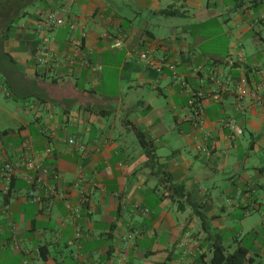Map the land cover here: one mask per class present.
I'll return each mask as SVG.
<instances>
[{
  "label": "crops",
  "instance_id": "obj_1",
  "mask_svg": "<svg viewBox=\"0 0 264 264\" xmlns=\"http://www.w3.org/2000/svg\"><path fill=\"white\" fill-rule=\"evenodd\" d=\"M263 34L264 0H0V163L39 166L0 176V264H209L251 234L263 264Z\"/></svg>",
  "mask_w": 264,
  "mask_h": 264
},
{
  "label": "built area",
  "instance_id": "obj_2",
  "mask_svg": "<svg viewBox=\"0 0 264 264\" xmlns=\"http://www.w3.org/2000/svg\"><path fill=\"white\" fill-rule=\"evenodd\" d=\"M46 21L50 26H62L64 25L65 21L62 18H59L58 14L56 12H49L46 16ZM117 46L120 47L121 43L118 42ZM142 59L147 62L149 65L152 64V60L151 57L149 56L148 53H142L141 54ZM43 61V60H41ZM171 68L174 70L175 66H171ZM257 92L255 91H248L245 87H243L242 89H240L239 94H238V100H242L247 96H251L253 98H255L257 100V102L261 105L263 103L262 99L258 97V95L256 94ZM198 97V96H197ZM192 106L195 108V115L197 117L200 116L201 114V108H199V102L198 100L195 98L192 102H191ZM237 131V130H236ZM237 133H242L241 130L238 129ZM70 144H76V141L74 139L69 140ZM85 146L84 145H79V150L80 152H85ZM24 169L27 172H36L39 169V166L37 165V163L35 162V160H33L32 158H26V157H22L19 159H15V160H11V159H5L2 163H0V176L2 178L3 181V185L1 186V192L3 193L4 196H7L10 192V186L12 184L13 178L16 175V173L21 170ZM29 181L32 184V188L29 190L27 198L33 202V203H37V204H42L45 201V197L46 198H50L53 194H56V186L55 185H50L47 187H43V190L45 192V196L40 193L37 192L36 190V185H42V179L40 177H31L29 178ZM1 205L4 206L3 203H1Z\"/></svg>",
  "mask_w": 264,
  "mask_h": 264
},
{
  "label": "trees",
  "instance_id": "obj_3",
  "mask_svg": "<svg viewBox=\"0 0 264 264\" xmlns=\"http://www.w3.org/2000/svg\"><path fill=\"white\" fill-rule=\"evenodd\" d=\"M162 13L172 15L175 12L170 9H166L163 10ZM147 146V143L143 142V147L147 148ZM249 252V248L240 247L234 253L227 254L222 246H216L214 249L213 258L209 264H247V262H249Z\"/></svg>",
  "mask_w": 264,
  "mask_h": 264
},
{
  "label": "rangeland",
  "instance_id": "obj_4",
  "mask_svg": "<svg viewBox=\"0 0 264 264\" xmlns=\"http://www.w3.org/2000/svg\"><path fill=\"white\" fill-rule=\"evenodd\" d=\"M263 36H264V34H263ZM207 47L206 46H203L202 47V51L204 52V53H209V50L208 49H206ZM218 51H219V53L222 55V56H225L226 55V50L227 49H225V43H224V41H223V39H219V41H218ZM2 97H0V99H1ZM0 118H1V115H0ZM255 216V217H254ZM254 216H251V217H249V219L246 217L245 219H247V222L243 225V226H245L244 227V230H245V232L244 233H247V232H249V231H251V229H252V227L254 226L253 225V219H260V217L258 216V215H254ZM258 220H255V221H258ZM253 239H254V235L253 234H251V235H249L248 236V238L243 242V244L245 245V246H247V247H249V248H251L252 246H250V243L251 242H253ZM252 249V251H254V249L253 248H251ZM256 264H260V263H256ZM262 264V263H261ZM264 264V263H263Z\"/></svg>",
  "mask_w": 264,
  "mask_h": 264
}]
</instances>
